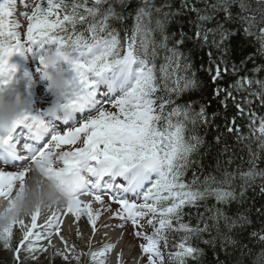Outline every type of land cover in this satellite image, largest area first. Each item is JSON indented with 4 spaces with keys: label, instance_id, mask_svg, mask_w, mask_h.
I'll return each instance as SVG.
<instances>
[{
    "label": "snow or ice",
    "instance_id": "6c2138e0",
    "mask_svg": "<svg viewBox=\"0 0 264 264\" xmlns=\"http://www.w3.org/2000/svg\"><path fill=\"white\" fill-rule=\"evenodd\" d=\"M129 3L25 4L31 14L22 13L27 20L22 36L20 23L13 19L16 0H0V93L16 82L17 65L9 60L17 53L38 56L41 72L49 48L66 49L65 62L72 73L69 86L49 107L23 111L7 133L0 132V201L6 205L0 216L8 221L0 225V242L17 264H24L22 250L25 260H35L37 252L47 251L45 243L54 247L55 235L64 241V251L57 249L56 255L67 264L73 259L79 264L83 253L68 254L76 248L61 234L63 218L71 214L95 232L101 213L94 211V204L105 207L107 195L119 205L114 216L130 221L134 229L142 219L153 226L151 235L134 232L147 241L140 245L145 264H165L161 241L167 245L166 232L173 228V220H182L185 207L196 209L187 215L195 216L197 224L179 223L176 230L185 235L177 250L168 253L169 261L187 264L191 257L199 262L204 249L188 241L192 235L207 234L203 243L213 250V264H245L244 257L252 251L249 242L264 244V202L257 206L258 197L264 201V169H257L258 153L252 147L264 150V115L257 117L253 111V99L258 107L264 106V79L256 77L264 69V64H256L258 56L264 57V0H254L255 6L253 0H179L178 6L174 0L159 5L139 0L132 9ZM129 18L131 27L125 23ZM78 25L86 27L79 31ZM250 37L259 43L255 52H247ZM204 54L207 60H201L198 70L214 85L210 95L179 103L185 93L202 90L203 82L193 69L194 57ZM250 62L254 67L246 70ZM181 68L183 75L178 74ZM226 75L238 78L222 87ZM213 100L225 108L234 106L231 120L225 115L222 124L216 123L220 112L208 111ZM241 118L248 121L247 134ZM189 123L194 129L203 126L204 136L189 134ZM212 127L213 139L206 141ZM205 157L214 162L219 176L209 173L201 180ZM233 164L236 167L230 170ZM190 169L192 179L185 182ZM34 172L47 178L70 173L83 178L75 196L65 203L42 204L20 216L17 202L24 198L25 182ZM258 176L262 183L257 192ZM209 197L216 203L209 206ZM232 204L236 210L230 214ZM253 213L262 225L259 230L253 227ZM14 226L21 233L15 247ZM114 247L108 243L90 249L91 264H106V254ZM253 264H264V248Z\"/></svg>",
    "mask_w": 264,
    "mask_h": 264
},
{
    "label": "trees",
    "instance_id": "16d2710c",
    "mask_svg": "<svg viewBox=\"0 0 264 264\" xmlns=\"http://www.w3.org/2000/svg\"><path fill=\"white\" fill-rule=\"evenodd\" d=\"M73 2V0H68V3L71 4ZM76 2H80V0H76ZM139 0H130L129 3V9H132L134 7L137 6ZM156 4L159 5L163 2V0H155ZM175 4L178 6L179 5V0H174ZM93 0H89V6H92ZM117 10H119L120 6L119 5H114ZM253 6H255L254 0H253ZM128 27H131L133 21L131 18H129L126 22ZM116 27H120V25L117 23L115 25ZM84 27H86V25H78V30L82 31L84 29ZM187 30V29H186ZM121 36L123 37V32H121ZM251 40V44H249L248 48H247V52H255L256 49L259 47V43L256 41L255 37H250L249 38ZM208 51V49L204 50V53H206ZM204 60L206 62L207 60V56L206 54L204 55H196L194 57V61H195V65L196 67L193 69V71H197V75L199 77V79L203 82V87L202 90H198L195 92H191V93H185L180 99H179V103H183L185 100L191 98L193 100H201V96L203 95V97H208L212 91V88L214 87V85L212 84L211 80L208 78V76L203 72V71H199V65L201 60ZM232 59L236 62H238V58L237 56H233ZM256 64H264V57H257L256 59ZM254 67L253 63H248L246 65V70H250ZM179 75H183V69L181 68V71L178 73ZM246 72H241L240 75H245ZM257 78H261L264 79V69H262V71L260 73L256 74ZM238 77H230V76H225L223 81H221V86H227L228 84H231L232 81L234 79H236ZM235 95H237V98L240 99V94L236 93ZM175 98V97H174ZM222 98V97H221ZM258 100L253 99V111L256 113V116H262L264 115V106H257L258 105ZM243 106V105H242ZM197 110H198V106H197ZM167 111V109H166ZM209 113L214 112V111H218L220 112V117L219 119L216 120V123H223L224 120V116L227 115L229 120H231L232 115L236 112V109L234 108V106H232L231 104H229V106L227 108H225L223 105H220L218 102H216L215 100H213V102L211 103V105L208 108ZM247 116V108L245 107V117ZM239 123L241 125H243V131L244 133H248V128H247V124L248 121L246 118H241L239 120ZM188 128V132L189 134L195 132H198L201 136H204L205 133V128L199 124L196 125L195 129L193 128V126L189 123L187 125ZM215 131V128L212 127L211 129L208 130L209 134L205 137L206 141H211L213 139L212 137V133ZM230 142H233V138L231 136L228 137ZM241 147L240 145H237V148ZM253 150L256 151L258 153V160L256 162V167L258 170L260 169H264V150H260L258 148V146L256 144L252 145ZM203 150V149H202ZM245 160L248 159V154H247V150L245 149L244 153H243ZM237 163H239V161H237ZM204 164L206 165L204 168V172L203 175L200 176L201 180L203 179L204 175H208L209 173L213 174V175H217L219 176V173H216L213 171L214 168V162L209 159L208 157L204 158ZM207 165H212V167H208ZM236 167L235 164H233L231 166L230 170H234ZM249 167V165L247 163H245L244 165V170H247V168ZM192 179V170H188L185 174V182H188ZM237 183H239V181H237ZM262 183V178L261 177H256L254 180V186L256 187V190L258 192L259 190V185ZM251 191V189L249 190ZM264 202L262 201L259 197L257 198V206H259V203ZM206 203L210 206L212 204H215L216 201L213 197H209L206 201ZM201 212L204 211V207L201 206L199 209ZM236 210V205L232 204L231 207L229 208V213L231 214V212H234ZM191 211V212H195L196 209H189L188 207H185L184 209V214L183 218L181 221H177L175 223V225L173 226L172 229H169V232L167 234V238L169 241L172 242L173 244V249L171 250L172 252L176 251V245L178 243H180L182 241V238L184 237L185 233L183 232V230L177 231L176 228H178L179 223L183 222V223H190L191 226H196L197 224V219L195 218V216H193L191 219H189V216L187 215V213ZM252 220H253V227L256 230H259L262 225L261 223L257 220V217L255 215V213L252 214ZM203 225H201L202 227ZM204 239H208L207 234H204L202 238H198L196 235H192L191 238L189 239L188 243L191 244L192 246H197L200 248L204 249V257L201 258V260L198 262L196 260H193L191 257L186 258L187 260V264H213L214 261V256H213V250L205 245L203 243ZM249 248H251V253L246 255L244 257V261L245 264H253L254 261L257 260V257L261 251L262 248H264V244H260L257 242H249ZM221 259H223V255L220 256ZM24 262V261H23ZM0 264H17V262L14 260L13 258V254L11 253V255L8 256H4V257H0ZM24 264H36L34 262H24ZM47 264V263H45ZM54 264H67L66 261H64V259L61 256H58L55 261ZM71 264H77V262L73 259L71 261ZM79 264H86L82 259H80ZM170 264H173L172 261H170Z\"/></svg>",
    "mask_w": 264,
    "mask_h": 264
},
{
    "label": "clouds",
    "instance_id": "9594fccd",
    "mask_svg": "<svg viewBox=\"0 0 264 264\" xmlns=\"http://www.w3.org/2000/svg\"><path fill=\"white\" fill-rule=\"evenodd\" d=\"M68 53L66 49L56 47L49 48L45 54V67L40 74L41 79L47 81V90L54 98L61 96L69 86L70 76L63 66ZM30 108L23 94L14 90L13 86L0 93V132L7 133L13 126L14 121L23 111ZM82 174H65L62 178H47L38 172H34L25 182L24 198L17 202V211L20 216H26L39 205L49 202L63 204L73 198L77 192V182ZM6 205L0 201V213ZM8 221L0 216V225Z\"/></svg>",
    "mask_w": 264,
    "mask_h": 264
},
{
    "label": "rangeland",
    "instance_id": "374dc122",
    "mask_svg": "<svg viewBox=\"0 0 264 264\" xmlns=\"http://www.w3.org/2000/svg\"><path fill=\"white\" fill-rule=\"evenodd\" d=\"M32 0H24L23 4H29ZM16 2H18V0H16ZM36 2H39V0H37ZM22 6H17L16 5V10H15V13H14V16H13V19H17L19 20V18L17 17V14L18 12L21 10ZM24 10V9H22ZM21 31V30H20ZM22 33V31H21ZM19 57V53L17 54H14L13 57L10 58L9 62H12L13 64H16L17 62H21L20 63V68H26L27 64H28V60L31 61L30 64L33 62L34 66L37 67L40 63V62H37V64H35V59L37 56H32V55H28V56H25L26 59H20L18 58ZM17 65V64H16ZM23 78H20V87H21V83L23 82ZM44 106H47V104L44 103ZM106 108H108L109 110H112V111H115V109L111 108L110 105H105ZM42 108L41 106V103L39 104V107H38V110H40ZM105 207H101L100 206V213L101 214H106L109 210H114L112 207H114L117 203L115 202H111L110 200L108 201H105ZM110 204L111 207L110 209H107V205ZM118 210H119V206H118ZM116 212V210H114ZM122 221L120 220L118 217L116 220H110L109 222L105 223L104 225H107V229H109L110 227L111 228H114V227H117L118 223ZM146 222V221H144ZM147 224V223H146ZM145 223H143V225L141 226L140 228V232L142 233H145V234H148V235H151L152 232L154 231V228L152 225H146ZM103 225V228H106L104 227ZM131 225V222H125L123 223V226L124 227H127V228H130ZM132 226V225H131ZM133 227V226H132ZM102 228V229H103ZM18 229V226H14V229H13V232H14V237H13V242H18L20 237H21V233L17 230ZM102 229H100L99 231H101ZM106 229V230H107ZM79 232H80V235L78 236L77 235V231H76V234L74 235V237L70 238V245H75V248H76V252L74 253L75 255H81V253H83V258H84V261H89L91 262L90 260V257L88 255V252L89 250H98L100 248H102L104 245H106V242H107V236H99L98 238H94V235H93V231H90V229L88 230H84V229H79ZM86 233L88 235V238L89 239H86L84 234L83 233ZM98 235V234H97ZM141 241V238L138 237V241ZM14 247V246H13ZM48 248V247H47ZM63 251V250H61ZM55 253V251H54ZM22 254H24L23 257H25V255L27 253H25L24 251L22 252ZM8 255H11V252L4 249L3 248V244L2 242H0V257H4V256H8ZM36 255V254H35ZM49 255L50 257L48 256L49 258V261L52 260L51 256L52 254L50 253V250H49ZM69 255H73V253L69 252ZM107 259V264H110V261L111 259L109 257L106 258ZM27 260H31V259H27ZM38 263L42 262V259H40L37 255H36V259H35ZM135 264V255H128L125 259L123 258H119L117 259V262L116 264Z\"/></svg>",
    "mask_w": 264,
    "mask_h": 264
},
{
    "label": "bare ground",
    "instance_id": "6f19581e",
    "mask_svg": "<svg viewBox=\"0 0 264 264\" xmlns=\"http://www.w3.org/2000/svg\"><path fill=\"white\" fill-rule=\"evenodd\" d=\"M98 204H94V211ZM26 222H28L29 218H25ZM64 222L61 225L62 231L61 234L65 237V240L70 242V237L74 234L76 228L82 227L83 229L87 230L90 224L85 223L83 220L81 221H75L74 217L69 214L68 216L63 218ZM38 223H42V220L38 218ZM108 231V230H106ZM111 233V238L113 239V243L115 247L113 248L115 251L112 253V261L110 264H115L116 257L115 254L118 252V250H126L130 251L132 248L135 247V243L132 241V238L129 236L128 231L123 230L120 231V235L118 237V233L114 231H108ZM86 235V234H85ZM52 241H54L55 244H58L59 247L64 245V241H61L57 236H53ZM127 253V252H126ZM141 260V257H137L136 264H139Z\"/></svg>",
    "mask_w": 264,
    "mask_h": 264
}]
</instances>
